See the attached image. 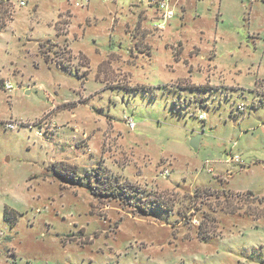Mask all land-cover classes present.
<instances>
[{
  "label": "rangeland",
  "instance_id": "obj_1",
  "mask_svg": "<svg viewBox=\"0 0 264 264\" xmlns=\"http://www.w3.org/2000/svg\"><path fill=\"white\" fill-rule=\"evenodd\" d=\"M75 1L0 0V264H264V0Z\"/></svg>",
  "mask_w": 264,
  "mask_h": 264
},
{
  "label": "built area",
  "instance_id": "obj_2",
  "mask_svg": "<svg viewBox=\"0 0 264 264\" xmlns=\"http://www.w3.org/2000/svg\"><path fill=\"white\" fill-rule=\"evenodd\" d=\"M104 1H109V0H104ZM139 1H146L149 5L154 6L156 11H158L157 13L159 14V19L157 20V22L155 23V26L158 29H165L167 23L174 18L175 16V9H174V5L171 2V0H139ZM5 2V6L7 8L8 12H12L11 11V5L13 6H17V7H23L27 4V0H4ZM89 3V0H76L74 2L75 6H79L82 7L84 5H87ZM4 89L5 90H12L13 86L10 83V81L8 80H4ZM238 110L239 111H244L245 110V105L240 104L238 106ZM198 118L200 120H203L205 118L204 113H200L198 115ZM125 124L126 126L130 129L133 130L136 126L134 118L132 116H125ZM6 126L9 127L10 129H14L16 126H18V124L16 122L13 121H8L6 123ZM232 161H239L240 158L238 155H233L231 157ZM208 171H212L211 168L208 169ZM161 177L163 178H167L170 175V171L167 168H164L161 172H160Z\"/></svg>",
  "mask_w": 264,
  "mask_h": 264
},
{
  "label": "trees",
  "instance_id": "obj_3",
  "mask_svg": "<svg viewBox=\"0 0 264 264\" xmlns=\"http://www.w3.org/2000/svg\"><path fill=\"white\" fill-rule=\"evenodd\" d=\"M57 173H59V174H61L63 177H70L71 175H73V174H70V172L68 173V172H66V171H63V170H58L57 171ZM91 175V174H90ZM89 175V176H90ZM100 176V175H99ZM98 175H97V179H99L100 177H99ZM73 177H75L74 175H73ZM115 189V190H114ZM121 190H123V187H115V188H112L111 189V191H110V194H114V193H118L119 191L120 192H122ZM94 192V194H96V195H100V194H107V192L108 191H103V190H97V191H93Z\"/></svg>",
  "mask_w": 264,
  "mask_h": 264
},
{
  "label": "water",
  "instance_id": "obj_4",
  "mask_svg": "<svg viewBox=\"0 0 264 264\" xmlns=\"http://www.w3.org/2000/svg\"><path fill=\"white\" fill-rule=\"evenodd\" d=\"M198 143H199V136H193V137H191V140H190V146H191L194 150H197V148H198Z\"/></svg>",
  "mask_w": 264,
  "mask_h": 264
}]
</instances>
